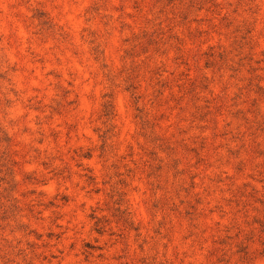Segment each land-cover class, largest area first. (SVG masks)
I'll return each mask as SVG.
<instances>
[{
	"label": "rangeland",
	"instance_id": "1",
	"mask_svg": "<svg viewBox=\"0 0 264 264\" xmlns=\"http://www.w3.org/2000/svg\"><path fill=\"white\" fill-rule=\"evenodd\" d=\"M0 264H264V0H0Z\"/></svg>",
	"mask_w": 264,
	"mask_h": 264
}]
</instances>
